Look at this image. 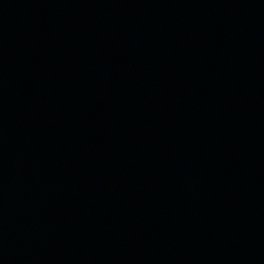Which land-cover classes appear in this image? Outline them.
<instances>
[{
    "label": "water",
    "instance_id": "95a60500",
    "mask_svg": "<svg viewBox=\"0 0 264 264\" xmlns=\"http://www.w3.org/2000/svg\"><path fill=\"white\" fill-rule=\"evenodd\" d=\"M0 264H264V0H0Z\"/></svg>",
    "mask_w": 264,
    "mask_h": 264
}]
</instances>
